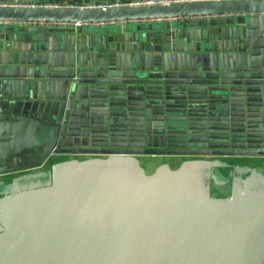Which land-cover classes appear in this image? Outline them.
I'll list each match as a JSON object with an SVG mask.
<instances>
[{"label": "water", "instance_id": "95a60500", "mask_svg": "<svg viewBox=\"0 0 264 264\" xmlns=\"http://www.w3.org/2000/svg\"><path fill=\"white\" fill-rule=\"evenodd\" d=\"M43 1L0 0V264H264V0Z\"/></svg>", "mask_w": 264, "mask_h": 264}, {"label": "crops", "instance_id": "0c3cea01", "mask_svg": "<svg viewBox=\"0 0 264 264\" xmlns=\"http://www.w3.org/2000/svg\"><path fill=\"white\" fill-rule=\"evenodd\" d=\"M53 1V0H52ZM70 2H73L75 4H88V3H106L108 1H101V0H68ZM128 23H133L136 21H127ZM125 23L124 21H114V22H104V23H96L94 26L90 24L89 27H93L94 29H97L95 31H107L109 33V28L118 26ZM23 25V24H22ZM30 25V24H29ZM134 31V30H133ZM227 171L224 173H217V180L212 179L210 182V197L212 199H224L230 196V187H227L226 183L224 182L227 177Z\"/></svg>", "mask_w": 264, "mask_h": 264}, {"label": "built area", "instance_id": "2783aa9c", "mask_svg": "<svg viewBox=\"0 0 264 264\" xmlns=\"http://www.w3.org/2000/svg\"><path fill=\"white\" fill-rule=\"evenodd\" d=\"M180 0H139L136 3H147V4H155V3H163L168 4L172 2H177ZM22 5H28V6H45V7H75V6H101L104 5L103 3H88V4H75L73 2H70L68 0H46L40 3L35 2H25L22 3ZM96 23H104V22H90L87 24H90L94 26ZM21 24H38V25H65V26H73V25H79V24H86L85 22H72V21H56V20H46V21H33V22H22Z\"/></svg>", "mask_w": 264, "mask_h": 264}]
</instances>
